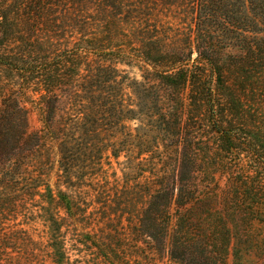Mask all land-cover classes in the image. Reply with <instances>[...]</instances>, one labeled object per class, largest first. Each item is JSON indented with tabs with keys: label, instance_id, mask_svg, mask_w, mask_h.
Returning <instances> with one entry per match:
<instances>
[{
	"label": "trees",
	"instance_id": "16d2710c",
	"mask_svg": "<svg viewBox=\"0 0 264 264\" xmlns=\"http://www.w3.org/2000/svg\"><path fill=\"white\" fill-rule=\"evenodd\" d=\"M242 1L246 6L252 0ZM221 5L222 0H0V152L7 144L13 155L0 157V206L10 200L11 188L31 194L43 186L49 236L44 251L38 249L49 257L47 264H81L70 262L68 254L77 243L89 251L96 247L92 252L108 264H127L113 259L109 244L87 230L94 219L89 206L102 209L106 197L98 179L90 187L94 198L84 189L85 176H102L104 165L121 154L126 174L143 177L136 191L143 202L139 235L155 250L168 236L169 257L178 263L223 264L231 237L236 255L243 247L245 228L237 222L264 228V104H246L258 87L253 73L264 79V27L251 25L264 24V11L248 20L246 13L223 11ZM169 6L181 28L160 19ZM220 22L221 30L214 27ZM167 30L175 33L168 36ZM65 35L72 43L60 47L57 41ZM220 35L233 40L235 51ZM122 36L136 43V53L119 48ZM131 58L143 63L142 79L132 86L117 67ZM5 72L9 82L2 80ZM24 103L37 109L42 124L25 137ZM21 140L29 153L49 142L56 145L71 193L58 188L53 193L46 177L13 170L26 169L24 155L18 154ZM155 158L176 168L150 179L143 173ZM79 168L83 179L70 181ZM224 176L222 200L233 228L207 208L216 202L214 187ZM5 228L0 224V238L13 240L12 233L27 232ZM246 244L261 249L257 239Z\"/></svg>",
	"mask_w": 264,
	"mask_h": 264
},
{
	"label": "rangeland",
	"instance_id": "374dc122",
	"mask_svg": "<svg viewBox=\"0 0 264 264\" xmlns=\"http://www.w3.org/2000/svg\"><path fill=\"white\" fill-rule=\"evenodd\" d=\"M240 1L241 2L239 4L236 2V0H222V10L224 11L226 9L235 14L246 13L248 20H253L251 14L254 12L264 11V7H262V5L264 6V2L261 0H252L251 2H246V6L241 5L243 4V1ZM173 9V6H169L167 11L164 10L168 14L166 16L160 15V19L163 21H171L173 24H171L172 29L176 26L181 28L177 23L178 20L170 16L173 12ZM182 13L183 12H181V14ZM58 17H60V15H58ZM183 17H185V15ZM221 22L215 24L214 27L221 30V27H223V22ZM182 25L185 26L186 23H182ZM251 25L255 27V29L264 27V24H261L257 21L254 23L252 22ZM123 27L126 36H131L130 31H128V26L123 24ZM167 31H169L168 36L175 33L174 30ZM176 33L178 36H180L182 31L178 30ZM220 36L222 40H225L226 42L228 41L229 44L226 46L228 47L227 49L229 51H235L230 46L233 40L231 38L224 39V35ZM57 43L60 45V47L64 45H71L72 37L65 35V37L61 38V41H57ZM118 43H120L119 48L125 51V53L128 51L131 53H136L134 48V44L136 43L134 41L130 42L128 38L122 36L121 41ZM195 54L196 52L193 50L191 56L194 57ZM141 64H143L141 61H136L135 59H133L129 64L123 62L117 64V67L123 70L121 74L125 73L130 78L127 80L128 85L132 86L135 79L136 81L142 79L143 70ZM261 65L264 67V64ZM145 67L150 69V67L147 65H145ZM253 74H255V77H252L251 81H254V83H256L255 85H258V87L255 89L256 91L254 90V92H249V96L247 98L250 102L246 101L248 108H256L251 104V101L256 103L257 100H261L262 105L264 104V79L261 78L259 74ZM5 76L6 77L2 79L3 81H7L6 79H9V75L7 73ZM237 82L238 81L234 79V83L236 84ZM248 83H250V81H248ZM126 91L129 94L131 89L127 87ZM1 99L2 98L0 96V108L3 106ZM24 104L28 108V113L26 117L27 126L23 137H25V135L28 133L37 131L42 125L37 109L31 107L30 103ZM19 147L20 151L18 154L21 153L24 155L22 161L26 163L24 165L26 169L23 170L22 167L18 168L14 166L13 170L23 171L21 172L23 175L32 178H37L39 175L46 177L45 181L48 182L53 193H56L57 188L71 193L70 188L67 185L68 178L60 169L59 155L57 152V147L54 143L49 142L46 144V146L41 145L39 150L32 151V153L27 152L28 146L22 140L19 142ZM0 157H13L12 151L8 148L7 144H4L3 148L1 149ZM157 161L158 159L155 158L152 161L154 164L149 165V167L146 165V171L143 173V175L153 179V173L155 175L156 173H159V171L163 170L170 171V173H172V169L176 168V164H168L167 162L165 165H163V161ZM125 163L127 164V161H125V157L123 154H121L117 159L111 158L108 165H104L105 174L102 176L101 174H99L100 176H95L94 178L85 176L84 184L86 185L84 186V189L87 191L88 195L91 196V198H94V192L92 194L90 187L94 186V182L98 179V182L101 183L100 190L104 191V196L106 197V202L102 209H99L97 207L98 205L96 204H91L89 206L88 211L92 210L90 220L92 218L94 219L91 222L93 229L92 226H90L87 227V230L92 231L97 239L103 240L104 243L109 244L110 249H108L107 253H110L111 251V257L113 259L117 257L122 259L124 263L127 264H180L176 260L169 257L168 250L170 244L168 236L165 238L162 248L155 250L151 247L150 243L147 242V239H143V236L139 235L137 231V215L143 202L141 197L136 194V191L141 188L139 183L143 181V177L138 176V173H133L132 175L126 174L127 169L124 168V165H126ZM148 168L151 170L154 168L155 170L149 172L147 170ZM82 171L83 170L80 169L77 173L75 172V174L70 177V181L72 180L78 182L79 179L82 180ZM76 175L80 176L76 177ZM215 177L218 178V172L215 173ZM227 179L228 178L224 176L218 180V187H214L216 202L210 204L207 208H210L217 217L221 216L224 220H227V225L229 228H233L231 222L232 220H229L230 218L226 214V207L224 206V202L222 200V197L224 196V190L226 188L225 182ZM3 192L4 189L0 188V204L3 203ZM6 193L9 194L8 199L10 200L6 202L4 206H0V224H3L6 227V231L17 230L20 228L27 230V232L12 233L10 236L17 237L13 240L5 237L0 238V264L49 263V257L42 252V250L44 251L42 244L45 243L46 238L49 236L47 233V225L44 221L46 214L42 209L43 206H50L45 201V197H47V191L44 190L43 186H39L34 191H32L31 194H28L29 192H25L23 189L19 190L17 188H11L10 190H7ZM194 206L196 205H192L193 208ZM57 209L60 215H64L65 212L63 209ZM196 211V213H199V210ZM200 211V215L203 218L204 212L203 210ZM205 221L206 220L204 218V222ZM77 225L80 224L78 223ZM237 226H240V228H245L241 229L242 238L244 239L243 244H241L243 247L241 248V251L239 250V255H236V250L233 248L236 239L231 237L223 264H264V228L257 222H253L248 227L241 226L240 223L237 222ZM213 227L214 225L210 226V230ZM78 230L80 229L78 228ZM238 235L240 237L241 233ZM70 236L71 233L66 235V246L68 248L70 247L71 243V240L68 238ZM247 239H257L258 243L261 245V249H259L257 252L251 250L249 246L247 247ZM38 247H40L42 250H39ZM75 247L76 249H68L70 262H72L74 259H77L76 263L81 262V264H108L103 257H99L92 252L95 251L96 253V247L92 248L91 251L85 249L84 246L79 243H77Z\"/></svg>",
	"mask_w": 264,
	"mask_h": 264
}]
</instances>
